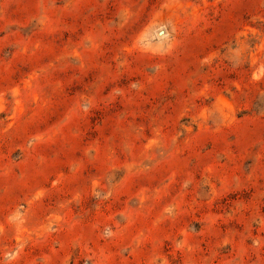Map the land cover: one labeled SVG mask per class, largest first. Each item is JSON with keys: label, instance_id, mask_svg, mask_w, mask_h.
<instances>
[{"label": "rangeland", "instance_id": "1", "mask_svg": "<svg viewBox=\"0 0 264 264\" xmlns=\"http://www.w3.org/2000/svg\"><path fill=\"white\" fill-rule=\"evenodd\" d=\"M0 264H264V0H0Z\"/></svg>", "mask_w": 264, "mask_h": 264}]
</instances>
